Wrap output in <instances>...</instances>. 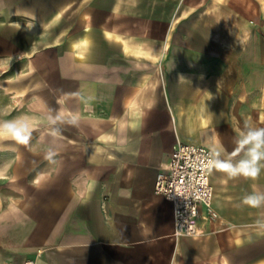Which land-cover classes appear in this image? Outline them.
Returning a JSON list of instances; mask_svg holds the SVG:
<instances>
[{
    "label": "crops",
    "instance_id": "0c3cea01",
    "mask_svg": "<svg viewBox=\"0 0 264 264\" xmlns=\"http://www.w3.org/2000/svg\"><path fill=\"white\" fill-rule=\"evenodd\" d=\"M0 90V120L34 128L0 141V264H264V207L242 204L264 171L210 172L193 236L155 193L177 143L227 158L264 127V0H0ZM49 109L78 125L53 138Z\"/></svg>",
    "mask_w": 264,
    "mask_h": 264
},
{
    "label": "clouds",
    "instance_id": "9594fccd",
    "mask_svg": "<svg viewBox=\"0 0 264 264\" xmlns=\"http://www.w3.org/2000/svg\"><path fill=\"white\" fill-rule=\"evenodd\" d=\"M48 124L51 126L49 135L53 138L60 136L57 127L61 124L77 126L79 117L58 111L48 110ZM33 125L27 117L0 120V141H13L16 144L28 145L33 134ZM235 148L227 158H221V152L215 147L212 149L206 167L209 172L213 170L223 173L228 179L243 177L256 180L264 171V127L253 126L249 120L244 121L242 130L235 141ZM55 153L49 151L46 159L53 161ZM235 157H239L235 159ZM242 204L251 208L264 207V191L255 189L242 198ZM256 226L264 229V220L258 219Z\"/></svg>",
    "mask_w": 264,
    "mask_h": 264
},
{
    "label": "built area",
    "instance_id": "2783aa9c",
    "mask_svg": "<svg viewBox=\"0 0 264 264\" xmlns=\"http://www.w3.org/2000/svg\"><path fill=\"white\" fill-rule=\"evenodd\" d=\"M211 151L201 145L177 143L169 160L158 172L155 193L170 201L174 209V236H193L200 232V207L214 220L212 186L206 164ZM24 264H33L28 260Z\"/></svg>",
    "mask_w": 264,
    "mask_h": 264
},
{
    "label": "rangeland",
    "instance_id": "374dc122",
    "mask_svg": "<svg viewBox=\"0 0 264 264\" xmlns=\"http://www.w3.org/2000/svg\"><path fill=\"white\" fill-rule=\"evenodd\" d=\"M0 92L2 93V90H0ZM15 102V100L14 99H0V106H7L8 108V110H10L12 107H14V106H18V104H15L14 103ZM3 111H5V110H3ZM2 115V117L1 118H3V116H6L5 114H1ZM8 117H11V115L9 114V115H7Z\"/></svg>",
    "mask_w": 264,
    "mask_h": 264
}]
</instances>
